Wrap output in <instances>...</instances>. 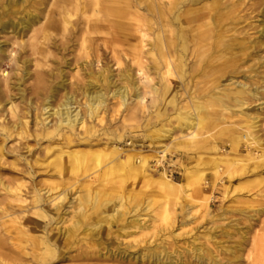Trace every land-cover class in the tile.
I'll return each instance as SVG.
<instances>
[{
  "label": "rangeland",
  "instance_id": "obj_1",
  "mask_svg": "<svg viewBox=\"0 0 264 264\" xmlns=\"http://www.w3.org/2000/svg\"><path fill=\"white\" fill-rule=\"evenodd\" d=\"M44 1L49 5L53 0ZM214 1L217 4L220 3L216 13L215 10L208 9ZM187 4L185 3L181 10L192 11V14L183 16V19L189 21L186 23V36L190 40L206 29L198 27L204 23L210 22L211 26H214L215 22L219 27V39L215 41L216 52L212 53L210 50L204 52L207 56L212 53L214 59L211 65L217 64L216 67L205 77H193L188 84L189 87H185L187 92L179 87L176 98L179 105L191 104L200 110L203 109L201 116L205 117L207 124L199 131V134L202 138L209 140L206 146L202 149L185 151L172 145L165 157L161 158L157 153L161 148H155V146L167 144L169 140L159 138L161 134L156 131V128H152V125L157 120L153 106H162L163 102L160 100L158 103L153 102L147 96L144 102L139 104L130 98L126 109L113 113L117 99L108 98L106 102L108 110L103 115L101 126L94 120L86 119L87 124L95 125L99 134L91 142V147L80 144L74 148L81 153L79 163L72 165L68 158L60 160V165L64 169L57 178L56 158L49 157L45 162L49 165V174L52 173L54 178L42 175L41 166L35 165L36 180L44 182L42 188L45 190L54 189L57 186L52 191L54 194L60 191L69 193L63 203V221L57 225L58 228L65 230L77 219L76 197L87 188L88 178H96L91 185L92 188L99 193L110 194L114 202L102 211L105 212L103 214L87 207L85 219H88L83 225H91L106 213L110 216L114 215V225L109 229L104 228L100 234V246L96 247V250L101 249L103 254H109L106 248L116 253L117 249L126 251L131 256L134 254L138 256L141 251L164 250L171 255L176 264L180 262L185 264H250V262L264 264V252L261 253L259 248L264 244V103L257 108H248L258 102H264V0H199L190 7ZM27 8L33 11L30 5ZM208 15L211 16L207 18ZM15 16L18 17V15ZM9 17L14 16L9 13ZM41 22H44V18ZM58 32L54 38L56 41L60 37V31ZM215 37L202 44H210ZM26 39L27 36L23 40ZM11 42L13 40H8V34H0V43L6 50L0 63V82L6 80L9 84L12 101L17 104L16 113L20 116L26 113L27 98L34 102V106L39 103L30 88L35 83L33 73L40 69L36 65H42L44 70L56 69V72L63 70L66 88L58 93L55 101L52 102V106L56 107L62 93L69 92L70 82H75L74 78H71L75 71L72 68L82 54L71 47L66 48L68 52H59L54 47L47 48L42 45L40 52L36 54L28 48L25 49V53H17L15 56L17 63H15L12 58L17 51L16 47L12 53H8L11 50ZM112 46L109 45L106 49L104 46H98L97 54L100 56V63L92 61L90 67L81 71L82 75L85 73V78L88 75L93 78L94 75L101 73L109 74L110 78L103 79L102 82L97 79L96 85L99 89L112 92L126 85L130 95H133L135 86L140 90L148 89L153 84L158 88L167 85L170 89L179 86L175 78L165 81L156 74L150 75L153 78L151 81L144 82L134 76L132 79L134 85L132 82L123 80L121 75L125 72L133 77L135 67L130 62L129 54L125 55L124 51L117 47L118 45ZM189 46L192 47V44L189 43ZM207 47L204 46L206 49ZM116 56L119 58L120 66L115 65ZM22 58L25 59L24 63L21 61ZM78 66L81 67V65ZM24 70L29 72L30 78L24 77ZM88 72L90 74H87ZM21 78L24 79L20 81V89H17L16 83ZM235 82L246 84L244 94L239 96L246 102L242 109L238 108L231 99V94L237 91L233 87ZM249 89H258L259 101L247 95ZM219 90L229 96L224 97L222 94L223 98L219 101L208 96V93H217ZM21 93H24V101L21 100ZM76 100L80 106L84 101L80 94L76 95ZM140 105L144 106V112ZM8 106L5 105L4 108L7 109ZM33 113L30 115L32 128H34ZM165 114L166 117H161V120L165 118L171 120L175 117L171 107L166 108ZM221 115L222 121L217 123L216 120ZM3 116L13 120L9 118L8 113L4 112ZM254 117L258 125L253 129L254 135L257 136L256 145L247 147L240 136L251 130L249 119ZM48 120V127H52L55 117L50 116ZM171 123L172 126L176 124L173 120ZM145 125L148 126L144 127ZM159 126L158 124L157 128ZM77 132L81 136L82 131L78 129ZM105 132L109 134L108 139L104 135ZM119 136L121 140L116 145L122 150V159L130 154L136 164L145 160L144 172L149 174L148 178L134 177L128 169L113 163L108 164L109 160L105 158L106 150L103 143L117 139ZM172 136L175 138L178 133L174 132ZM13 144L19 145L16 140L9 143L11 146ZM40 144L46 145L44 141ZM213 146L218 152L213 149ZM7 162H13L12 158H8ZM213 162H217L219 168L217 175L213 173L215 170ZM21 164L18 162L14 168L21 169ZM197 168L204 171L203 180L199 186L201 193L191 192L197 189L195 184L188 187V191L183 185L184 190L181 194L172 197L173 200L169 202L166 201L159 189L160 178L165 176L174 183L182 184L185 170ZM18 177L15 173L0 169V180L4 185L13 188L15 183L23 181ZM187 193L191 194V198L186 197ZM119 197H136V200L126 201L123 207L118 208ZM10 201H12L11 196L0 188V236L4 233L3 223L15 219L14 225L8 226L9 235L3 234L7 243L0 257L8 264H19L24 261H21L16 245L11 243L17 242L14 226L16 227L18 221L20 222L19 218L22 215L18 211L14 213L3 211L5 204ZM12 204L16 203L12 202ZM164 215H168L166 219ZM76 254L77 251H73L68 255ZM198 256L200 263L197 262ZM77 263V261L61 258L46 264Z\"/></svg>",
  "mask_w": 264,
  "mask_h": 264
},
{
  "label": "bare ground",
  "instance_id": "obj_2",
  "mask_svg": "<svg viewBox=\"0 0 264 264\" xmlns=\"http://www.w3.org/2000/svg\"><path fill=\"white\" fill-rule=\"evenodd\" d=\"M197 1L199 0H53L48 5L44 0H0V34H8V40H13L10 44L11 50L8 52L12 53L16 47L13 62L17 63L15 57L17 53H25V49L28 48L36 54L40 52L42 45L47 48L54 47L59 52H68L66 48L71 47L77 53L82 54L78 58L80 61L76 60L72 68L75 71L71 78H74L75 82H70L69 92L62 93L56 107L52 106V102L55 101L58 93L66 88L63 70L59 72H56V69L54 71L53 69L44 70L42 65H36L40 69L33 73L35 83L30 88L39 103L34 106V102L27 98L25 100L27 110L21 116L16 113L17 104L12 101L9 84L6 80L0 82V169L4 172L15 173L20 180H23L15 183L13 188L4 185L0 180L1 190H4L12 199L10 203L5 204L3 211L9 213L18 211L22 215L19 218L20 222L18 221L17 226H14L17 242L16 244L11 243L16 245L19 257L21 261H24L19 264H46L61 258L77 261V264H176L171 255L164 250L141 251L138 256L135 254L131 256L130 253L127 254L126 251L118 249L116 253L106 248L109 253L107 255L103 254L101 249L96 250V247L100 246L101 232L105 227L109 229L114 225L115 217L106 213L91 225H83L88 219H85L86 212H88L87 207L103 214L105 212L102 211L114 202L110 194L99 193L92 188L91 185L96 181L95 177L88 178L87 188L76 197L75 216L77 219L65 230L58 228L57 225L63 221V203L69 193L67 191L52 193L57 188L56 185L54 189H43L44 182L36 180L37 171L34 166H41L40 173L45 177L54 178L52 173L49 174V165L45 162L49 157L54 156L57 161L56 176L59 178L64 169L60 165V160L68 158L72 165H77L81 153L74 148L80 144L91 147V142L99 134L95 125L87 124L86 119L94 120L97 125L101 126L103 115L108 110L106 103L108 98L117 99L113 113L126 109L130 98L139 104L143 103L147 96L153 102L158 103L159 100L163 102L162 106H153L157 120L152 125V128H156V131L161 134L159 138L169 140L167 144L155 146V148H161L157 152L161 158L165 157L172 145L185 151L202 149L206 146L209 140L204 137L203 139L199 134V131L207 124L205 117L201 116L203 109L200 110L191 104L179 105V101L176 100L179 87L187 92L185 87H189L188 84L193 77H205L217 65H211L214 59L212 53L216 52L215 41L219 39V27L215 22L214 26H211L210 22L198 26L206 29L192 40L186 36V23L189 21L183 19V16L192 14V11L181 9L185 3H188L190 7ZM28 5L33 11L27 8ZM219 6L220 3L217 4L214 1L208 9L209 11L210 9L215 10L216 13ZM9 13L14 17H9ZM210 16L208 15L207 18ZM43 18L44 22H41ZM214 29H216L215 32ZM58 31H60V37L56 41L54 38L59 33ZM212 32L213 35H211ZM99 35L105 36L100 37ZM26 36L27 39L24 41ZM213 36L216 37L210 44H202L208 42ZM2 43H0V63L6 53V50L2 48L4 46ZM113 44L118 45L117 47H120L125 55L129 54L130 62L135 67L133 77L125 72L121 75L123 80L132 82L134 76H137L139 80H143L142 82L151 81L153 78L150 75L156 74L165 81L175 78L179 86L170 89L167 85L158 88L153 84L143 90L135 86L133 95H130L126 85L112 92L99 89L96 85L97 79L102 82L103 79L110 78L109 74L101 73L94 75L93 78L88 75L85 78V73L82 75L81 71L90 67L92 61L100 63V56L97 54L98 46H104L106 49ZM204 46H208L207 49ZM206 50L212 53L208 56L204 55ZM42 57L45 59L44 56ZM114 60L115 65L120 66L118 56ZM21 61L24 63L25 59L22 58ZM23 73L24 77L30 78L27 70ZM23 79L21 78L16 83L17 89H20V81ZM79 81L84 82L78 83ZM132 84L134 85L133 82ZM233 87L237 91L231 94V99L238 108L242 109L246 102L239 96L244 94L246 84L235 82ZM23 94L21 93L22 101H24ZM77 94H80L84 100L81 106L76 100ZM222 94L219 90L217 93H208V96L219 101L223 98ZM247 95L257 101L260 99L258 89H249ZM223 96L226 97L229 94L226 93ZM262 103L264 102H258L248 108H257ZM74 104L76 106H73ZM5 105H9L7 109L4 108ZM140 106L144 112V106ZM167 107H171L175 115L171 118L176 122L173 126L169 118L161 120V117H166ZM4 112L8 113L9 118L13 120L4 117ZM32 113L34 128L30 126ZM50 116L55 117L52 127H48ZM255 119V117L249 119L251 130L240 136L247 147L256 145L257 136L254 135L255 130L253 129L258 125ZM216 121L221 123L222 115ZM158 124L160 126L157 128ZM78 129L82 131L81 136L77 132ZM174 132L178 133L175 138L172 136ZM104 135L107 139L109 138L106 132ZM15 140L19 145H9ZM120 140L121 136L103 143L106 150L105 158L109 160L108 164H116L118 167L128 169L134 177L146 179L149 175L144 172L146 161L136 164L130 154L122 159V150L116 145ZM43 141L46 143L45 146L40 144ZM213 149L218 152L214 146ZM8 158H12L13 162H7ZM18 162L22 163L21 169L14 168ZM212 165L215 168L213 173L217 175L219 170L217 162H213ZM203 176L204 171L199 168L185 170L182 184L174 183L170 178L162 176L158 183L159 189L168 202L173 200L172 197L182 193L183 185L188 191V187L195 184L197 189L191 192L199 194ZM186 197L191 198V194L187 193ZM135 198L119 197L117 199L118 208L123 207L126 201L136 200ZM167 216L164 215L165 219ZM13 221L8 220L7 223H3L6 225H2L3 234L9 235L8 226H13ZM79 233H82L80 238H78ZM2 235L0 236V255L7 243L5 236ZM259 248L263 253L264 244ZM73 251H77V254L69 256L68 254ZM198 260H200L199 256L197 262ZM0 264H8V262L0 257ZM179 264L185 263L180 262ZM250 264H256V262H250Z\"/></svg>",
  "mask_w": 264,
  "mask_h": 264
}]
</instances>
